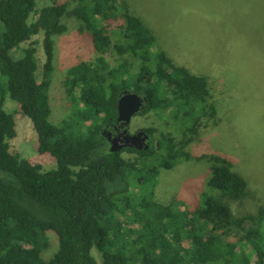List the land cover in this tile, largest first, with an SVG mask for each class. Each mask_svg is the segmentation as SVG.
<instances>
[{"label": "trees", "instance_id": "obj_1", "mask_svg": "<svg viewBox=\"0 0 264 264\" xmlns=\"http://www.w3.org/2000/svg\"><path fill=\"white\" fill-rule=\"evenodd\" d=\"M134 2L0 0V264L264 263V200L226 154L189 149L203 127L206 136L223 121L220 79L178 61ZM69 18L95 59L68 69L69 113L55 122L56 38L70 30ZM125 90L146 97L136 115L165 116L176 132L144 127L147 149L112 151L103 132L117 121ZM8 97L18 111L5 108ZM18 112L31 119L38 150L56 160L53 168L12 147ZM190 159L210 168L200 194L191 205L157 200L161 173ZM49 233L58 239L54 250Z\"/></svg>", "mask_w": 264, "mask_h": 264}, {"label": "rangeland", "instance_id": "obj_2", "mask_svg": "<svg viewBox=\"0 0 264 264\" xmlns=\"http://www.w3.org/2000/svg\"><path fill=\"white\" fill-rule=\"evenodd\" d=\"M44 1L39 0V4ZM134 1L164 47L178 61L187 63L195 72L216 73L220 79L221 85L215 86V96L223 121L206 136L203 127L201 137L190 145V151L196 156L205 152L226 154L264 200V0ZM68 21V33L56 38L55 70L50 88L55 122L62 121L69 113L67 89L71 78L68 69L83 60L95 59L90 40L78 31V22L73 18ZM34 39L41 71L45 61L43 36L39 34ZM133 62L134 69H138L140 59ZM5 108L8 111L19 109L17 102L9 97ZM16 116L18 136L11 141L12 147L45 169L53 168L56 160L38 150L31 119L20 112ZM171 121L156 113L135 115L130 130L156 126L176 132ZM207 167L205 159H190L163 171L158 178L155 198L163 203L183 200L191 205L193 195L200 194L206 185L210 174ZM49 236L51 250H54L58 246L57 236L53 233ZM93 253L101 263L99 252L93 250Z\"/></svg>", "mask_w": 264, "mask_h": 264}, {"label": "water", "instance_id": "obj_3", "mask_svg": "<svg viewBox=\"0 0 264 264\" xmlns=\"http://www.w3.org/2000/svg\"><path fill=\"white\" fill-rule=\"evenodd\" d=\"M146 97L141 96L134 91L125 90L118 101L119 121H122V127L125 128L119 134L111 137L112 132L104 131V135L108 134L111 138L110 149L119 151L123 147H135L137 149H147L149 147V134L145 131L131 134L128 132V126L132 118L144 109Z\"/></svg>", "mask_w": 264, "mask_h": 264}, {"label": "flooded vegetation", "instance_id": "obj_4", "mask_svg": "<svg viewBox=\"0 0 264 264\" xmlns=\"http://www.w3.org/2000/svg\"><path fill=\"white\" fill-rule=\"evenodd\" d=\"M121 124H122V121H119V118H118L114 125L107 127L104 131L112 132L111 137H114L115 135L119 134L121 131H123L125 129V128L122 127ZM127 128H128V132L131 133V134L143 131V130H138V131L132 132L130 130V125ZM105 136L107 137V139H108V141L110 143V146H111V141H110L111 138L109 137L110 135L106 134Z\"/></svg>", "mask_w": 264, "mask_h": 264}, {"label": "built area", "instance_id": "obj_5", "mask_svg": "<svg viewBox=\"0 0 264 264\" xmlns=\"http://www.w3.org/2000/svg\"><path fill=\"white\" fill-rule=\"evenodd\" d=\"M264 264V263H263Z\"/></svg>", "mask_w": 264, "mask_h": 264}]
</instances>
